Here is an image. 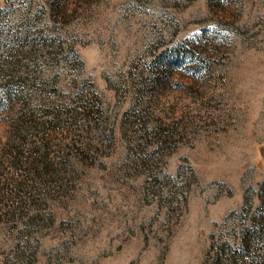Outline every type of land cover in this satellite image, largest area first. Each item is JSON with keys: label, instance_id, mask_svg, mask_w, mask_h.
<instances>
[{"label": "rangeland", "instance_id": "obj_1", "mask_svg": "<svg viewBox=\"0 0 264 264\" xmlns=\"http://www.w3.org/2000/svg\"><path fill=\"white\" fill-rule=\"evenodd\" d=\"M0 105V264H264V0H0Z\"/></svg>", "mask_w": 264, "mask_h": 264}, {"label": "trees", "instance_id": "obj_2", "mask_svg": "<svg viewBox=\"0 0 264 264\" xmlns=\"http://www.w3.org/2000/svg\"><path fill=\"white\" fill-rule=\"evenodd\" d=\"M11 86V85H10ZM2 102V101H1ZM1 106V105H0Z\"/></svg>", "mask_w": 264, "mask_h": 264}]
</instances>
